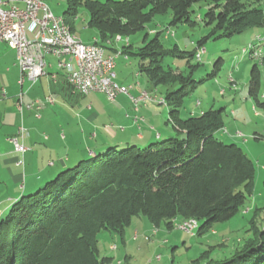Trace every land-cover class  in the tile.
<instances>
[{"label": "trees", "instance_id": "16d2710c", "mask_svg": "<svg viewBox=\"0 0 264 264\" xmlns=\"http://www.w3.org/2000/svg\"><path fill=\"white\" fill-rule=\"evenodd\" d=\"M199 2L207 4L198 16L209 32L186 52L187 64L208 38L264 28V0H68L65 13L73 19L83 6L87 26L97 31L103 46L143 30L155 15L168 11L172 25L196 24L192 6ZM162 37L157 31L133 55L140 60L139 74L144 73L153 88L162 87L168 121L177 135L145 146L110 145L15 198L0 217V264H103L109 258L99 256L98 235H122L136 216L167 230L174 228L175 219L195 218L196 235H202L245 203L252 193L254 163L238 144L216 137L224 125L221 108L179 116L183 98L197 81L161 65L164 56L179 52L176 45L165 48ZM130 48L126 44L122 52L128 56ZM252 73L249 95L253 106L264 108L255 65ZM255 215L248 220L249 237L231 256L202 263L203 253L191 264H264V219L258 225Z\"/></svg>", "mask_w": 264, "mask_h": 264}, {"label": "rangeland", "instance_id": "374dc122", "mask_svg": "<svg viewBox=\"0 0 264 264\" xmlns=\"http://www.w3.org/2000/svg\"><path fill=\"white\" fill-rule=\"evenodd\" d=\"M44 1L53 10L52 12L62 14L64 18L70 20L71 24H75L76 36L84 38L88 33L95 31L90 27L83 30L88 19V12L83 6L79 7L77 18L73 23V19H70V16L65 13L67 0ZM206 8L205 2H199L192 6L194 12L191 14V20L196 24L190 25L184 22L172 25L170 24L172 12L168 11L155 15L143 30L128 37H119L118 44L113 41L112 44L119 48L126 44V38L130 39L129 44H131L129 49L131 54H128V59H124V55L121 54L120 59L116 60V81H125L126 83L137 78H134L133 73L139 70L140 60L133 53L150 40L157 31H162L164 47L173 48L176 45L179 52L164 56L161 65L164 68L170 67L184 75L191 74L192 78L197 81L195 88L183 98L179 116L182 118L190 116L192 110L196 109L198 105L202 110L222 109L224 125L215 135L226 143L238 144L253 161L255 173L252 193L233 217L227 221L214 223L202 235L190 236L175 227L167 230L160 226L156 229L144 216L132 218L122 235L103 231L98 235L99 256L109 258L103 264H191L203 253L205 257L202 263L207 258L220 260L231 256L242 247L244 240L250 235V231H247L248 220L254 214H256L258 225H261V219H264V108L253 106L249 95L252 68L255 65L259 73L258 96L261 101H264L262 98L264 94V28L252 27L228 38H208L202 44L204 50L200 60L197 61L193 57L187 64L186 52L194 50L197 41L209 32L198 16L199 14L203 15ZM166 30L170 32L168 35H166ZM251 48L254 49V52L250 50ZM46 60L53 65L56 63V59L50 55L46 56ZM189 65L193 67L190 68ZM122 76H124V80H121ZM138 79L146 86L147 78L144 73H140ZM149 89L154 88L151 86ZM155 91H158L159 98L163 99L162 87H156ZM197 101L198 105H196ZM156 104L162 114L157 119L146 122L157 127L156 129H149L148 124L140 122L133 128H127L125 132H118L114 138L99 133L97 139L90 140L88 133L69 134L67 139L62 142L63 152L65 153V149H67L66 154L72 161L79 156L76 157V152L81 149L87 151L95 145L97 146L95 147L97 148L96 152L99 153L113 144H117L118 148L125 146L126 143L145 146L151 142L177 135L172 122L168 121L169 106L166 101L158 100ZM224 129L228 130L233 137L222 136L225 133ZM156 132L163 133L161 136L148 138L149 134L155 136ZM137 133H143L144 139L138 141L135 138ZM56 145L61 146L58 143ZM56 150H53L52 153L54 154ZM85 153V156L88 157L92 155L89 152ZM54 158L52 157V159ZM77 161L71 163L70 166ZM54 176L55 174L48 178L51 179ZM45 181L43 179L39 186L43 185ZM20 184L23 185V182H18L16 186ZM13 188L14 186L9 187V195L13 194ZM15 198L17 197L7 199L0 205V217L6 214ZM255 208L259 209L255 211Z\"/></svg>", "mask_w": 264, "mask_h": 264}, {"label": "crops", "instance_id": "0c3cea01", "mask_svg": "<svg viewBox=\"0 0 264 264\" xmlns=\"http://www.w3.org/2000/svg\"><path fill=\"white\" fill-rule=\"evenodd\" d=\"M8 5L22 7L23 3L21 0H12L8 1ZM51 11L53 10L51 9ZM76 18L77 16L73 18V23ZM85 25L83 30L89 28L87 21ZM71 31L76 36L75 24H71ZM166 33L169 34L170 32L166 30ZM76 38L84 44H92L95 41L99 43L96 30L88 33L84 38L78 36ZM113 41L112 39L109 44L104 42L103 46L104 55L115 56V72L116 60L120 59L121 54L124 55V59H128L127 54L122 52V47L129 44L130 39L126 38V44L122 45L121 48L113 45ZM114 42L118 44L119 41ZM53 72L57 73L55 82L49 77ZM133 76L137 78L131 82H116L122 85H133L130 90L131 95L139 96L141 92L145 91L152 96L158 95L156 97H160L155 88L149 89L151 84L148 81L146 86L140 82L138 71H134ZM19 78L20 70L16 61L15 50L6 43L0 42V205L7 199L33 191L43 179L47 180L49 179L48 176L51 177L78 159L87 157L85 152L97 153L96 145L87 151L81 149L76 152V157L79 155L78 158L74 157L75 160L71 161L66 154L68 150L65 149L66 152L64 153L62 147V142L67 139L69 134L82 135L88 133L90 140L97 139L99 133L114 138L118 132H125L127 128H133L140 122L146 123L157 119L162 114L156 101L139 102L138 108L135 110L130 98L124 94L118 95L114 101H109L104 94L99 92L85 96L74 93L65 81L64 72L57 69L56 63L55 65L50 63L47 74L39 77L34 83L28 79H24L20 83ZM124 79L122 76L121 80ZM115 80H117L116 72ZM3 90L4 94L2 93ZM19 94L22 95V99L26 103L36 99L42 101L48 95L53 97L54 101L52 104L42 103L38 117L34 110H24L20 114L14 104ZM197 102L196 105H198ZM197 111L199 112L197 113ZM203 111L205 110H202L198 105L196 109L192 110L190 116L199 115ZM146 124L149 125V129L157 128L150 123ZM19 125H23L26 130L23 143L28 149L23 154L16 152L8 140L9 137L16 134ZM223 132L225 133L222 136L233 137L228 130L224 129ZM162 133L156 132L155 136L149 134L148 138L161 136ZM136 135L135 138L138 141L145 137L143 133ZM57 143L61 146H57ZM53 150H56L54 154L52 153ZM52 157L55 158L52 159ZM18 182H23V185L16 186ZM11 186H14V190L13 194L9 195L8 190ZM14 191L18 193L16 194ZM18 194L20 195L17 196Z\"/></svg>", "mask_w": 264, "mask_h": 264}, {"label": "built area", "instance_id": "2783aa9c", "mask_svg": "<svg viewBox=\"0 0 264 264\" xmlns=\"http://www.w3.org/2000/svg\"><path fill=\"white\" fill-rule=\"evenodd\" d=\"M8 1L12 0H0V42L15 50L20 83L24 79L34 83L39 77L46 75L50 66L46 56L50 55L56 59L57 69L64 72L65 81L74 93L85 96L99 92L109 101H114L118 95L124 94L130 98L135 110L139 102L160 100L145 91L139 96L131 95L133 85L116 82L115 56L104 55V46L96 41L92 44H84L77 39L76 43L64 42L62 31L57 28V15L49 10L46 3L21 0L23 6L18 7L8 5ZM201 49H196V58L200 59ZM49 77L55 82L57 73L53 72ZM2 93L4 94V90ZM262 98L264 99V94ZM53 101V97L48 95L42 101L36 99L26 103L19 94L14 104L20 114L24 110H34L38 117L42 103L52 104ZM25 135V128L19 125L16 134L8 139L14 150L20 154L28 149L23 143ZM173 223L175 228L182 229L177 225V219ZM183 230L190 235V229Z\"/></svg>", "mask_w": 264, "mask_h": 264}, {"label": "bare ground", "instance_id": "6f19581e", "mask_svg": "<svg viewBox=\"0 0 264 264\" xmlns=\"http://www.w3.org/2000/svg\"><path fill=\"white\" fill-rule=\"evenodd\" d=\"M38 3H45L43 0H38ZM49 8V6H48ZM49 10L51 11V9L49 8ZM57 28L59 29V31H62V39L64 42L67 43H76V37L74 36V34L72 33L70 26L66 23V20L64 18V16L62 15H57ZM78 41V39H77ZM204 49H201V54L203 52ZM197 60H200L199 58H196ZM161 102H163V99H160ZM177 225H179V227H181L182 231L186 232L187 234H189L186 230L183 229H190V236H194L195 233V229L199 227V222L195 219V218H187V219H179L177 220Z\"/></svg>", "mask_w": 264, "mask_h": 264}]
</instances>
